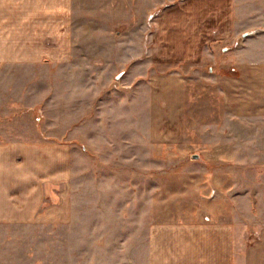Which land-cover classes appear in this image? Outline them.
<instances>
[{"label":"rangeland","instance_id":"obj_1","mask_svg":"<svg viewBox=\"0 0 264 264\" xmlns=\"http://www.w3.org/2000/svg\"><path fill=\"white\" fill-rule=\"evenodd\" d=\"M116 2L75 0L74 7L80 12L90 9L85 17L96 22V9H112ZM172 43L154 48L147 76L142 70L128 75V67L122 77H114L117 66L112 62H81L80 49L86 54L81 47L74 48L73 62L62 69L66 78L50 75L55 69L48 67L0 68V141L9 135L12 145L17 138L26 144L50 145L57 158H47L45 165L58 159L62 166L65 159L67 170V175L48 176L41 168V176L30 169L31 160H8L21 170L17 182H8V188H14L9 195L19 196L12 208L23 206L26 218L0 230V264H129L136 253L141 263L151 224L207 221L232 210L227 199L243 204V194L257 195L253 184L263 182L264 164L237 158L245 165L236 164L233 175L224 172L225 152L241 151V143H230L229 137L241 135V129L222 109L219 80L211 76L207 48H194L197 43L188 40ZM236 43L224 50H234ZM187 49L198 52L195 61L186 56ZM85 65L104 73L97 71L92 79ZM177 72L185 77L184 120L180 126L160 127L161 113L153 115L151 109L150 75ZM92 93L99 96L86 114L85 102ZM66 114L72 122L65 120ZM252 130L255 135L256 128ZM258 146L250 144V149ZM48 177L56 178L57 185L43 181ZM232 178L237 183L233 191ZM242 186L252 189L238 190ZM259 192L264 195V187ZM243 207L249 213L250 208ZM32 211L38 221L29 223Z\"/></svg>","mask_w":264,"mask_h":264},{"label":"crops","instance_id":"obj_2","mask_svg":"<svg viewBox=\"0 0 264 264\" xmlns=\"http://www.w3.org/2000/svg\"><path fill=\"white\" fill-rule=\"evenodd\" d=\"M74 1L0 0V68L48 67L55 69L50 75L58 73L66 78L67 71L62 69L73 62L74 48L81 47L86 48V54L80 49L77 55L81 62H112L121 67L122 70L115 69L114 77H122L120 73L128 67V75L142 70L147 76L152 71L154 48L171 46L175 39L180 44L196 42L192 47L205 46L208 50L211 76L219 80L222 109L241 129V135L229 137L230 143H241V151L225 152L224 172L233 175L236 164L245 165L237 158L264 164V0H115L112 9H96V22L85 17V13L90 15V9L80 12ZM150 14L154 16L148 21ZM236 42L239 45L234 50H224V46ZM187 50L186 56L195 61L198 52ZM85 66L92 79L98 76L97 71L104 73L99 67ZM150 78L152 113L159 110L163 119L159 126H180L186 105L184 75L163 73ZM128 93L136 95L134 91ZM92 94L91 100L85 102L86 114L99 96ZM65 120L72 122L67 114ZM252 128H256L255 135ZM6 138L0 141V230L17 226L26 218L23 206L12 208L19 203V196L9 195L14 188H8V182H17L21 170L12 163L8 165V160H31L28 167L41 176V168L50 173L48 176L60 172L67 175L65 159L62 166H58V159L48 162L50 166L44 163L47 158H57L56 148L26 144L19 138L12 145L7 142L11 137ZM254 143L259 145L257 150L250 149ZM34 179L42 183L38 177ZM43 181L57 185L54 177ZM253 186L257 195L243 194V204L236 198L227 199L225 204L232 210L211 215L207 221L199 218L185 224H151L145 235L144 262L138 263L136 253L129 264H264V195L259 192L264 179ZM236 187L232 178L229 190ZM249 189L252 188L242 186L238 190ZM243 206L250 208L249 213ZM32 213L28 212L29 223L38 221Z\"/></svg>","mask_w":264,"mask_h":264},{"label":"built area","instance_id":"obj_3","mask_svg":"<svg viewBox=\"0 0 264 264\" xmlns=\"http://www.w3.org/2000/svg\"><path fill=\"white\" fill-rule=\"evenodd\" d=\"M234 45L236 46V45H237V43H235ZM235 46H233V47L235 48ZM227 49L229 50V49H231V48H229V47H228Z\"/></svg>","mask_w":264,"mask_h":264}]
</instances>
